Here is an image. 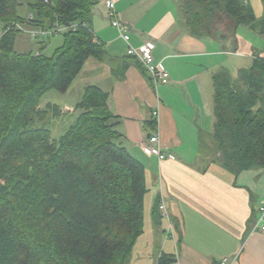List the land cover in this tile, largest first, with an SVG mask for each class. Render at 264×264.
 Here are the masks:
<instances>
[{"label": "trees", "instance_id": "1", "mask_svg": "<svg viewBox=\"0 0 264 264\" xmlns=\"http://www.w3.org/2000/svg\"><path fill=\"white\" fill-rule=\"evenodd\" d=\"M25 1L34 20L18 15L24 3L0 0V264H128L143 232L147 189L143 166L119 144V118L107 106L108 94L85 87L79 114L55 142L49 129L33 127L37 114L62 112L39 108L45 92L65 93L87 61L104 60V45L89 28L98 0ZM176 3L195 38L225 46L246 27L264 39V16L257 19L247 0ZM13 21L43 31L76 27L61 32L62 47L45 58L41 50L14 52ZM226 29L232 33L227 39ZM252 61L211 74L212 130L200 137L208 167L220 166L234 178L264 167V58L255 53Z\"/></svg>", "mask_w": 264, "mask_h": 264}, {"label": "crops", "instance_id": "2", "mask_svg": "<svg viewBox=\"0 0 264 264\" xmlns=\"http://www.w3.org/2000/svg\"><path fill=\"white\" fill-rule=\"evenodd\" d=\"M112 1L127 27L129 45L152 42L153 62L170 78L167 85L155 88L138 62L126 56L127 43L118 37L105 11L95 14L97 5L93 8L89 28L104 45L105 57L84 64L93 77L85 87L108 94L107 106L119 118V144L144 168L143 232L133 247L137 259L132 264H159L161 257V264H218L221 258H235V264H264V233L249 225L264 201V167L236 178L220 166L208 167L200 137L206 139L211 131L202 127L205 121L195 101V94L207 82L211 85L210 76L218 69L241 68L239 59H253L258 52L264 58V39L238 27L224 46L223 40L193 37L175 0ZM247 3L257 19L264 16L263 0ZM232 54L238 59L236 63L232 58L233 68L226 65ZM155 111L156 127L151 128L146 123ZM154 132L163 152L175 160L159 162L140 150ZM160 198L173 236L155 212Z\"/></svg>", "mask_w": 264, "mask_h": 264}, {"label": "rangeland", "instance_id": "3", "mask_svg": "<svg viewBox=\"0 0 264 264\" xmlns=\"http://www.w3.org/2000/svg\"><path fill=\"white\" fill-rule=\"evenodd\" d=\"M17 1L22 4L24 3L23 6L17 10L18 15L25 20H34L36 18V13L28 10V8L26 7L27 1L25 0H17ZM45 1L46 0H44V3L47 4L48 0L46 2ZM104 1L105 0H98L96 10L94 11L95 14L103 10L105 11L104 13L106 14ZM10 24H11L10 26H14L18 31L15 36L14 47H13L14 52H16L17 54L36 55L41 50V54L43 55V57L50 58L53 56L55 50L62 47L64 43V36L62 35V33L61 34L58 33L56 35L49 37H42V36L35 37L33 35V32L36 29L31 27L29 24L20 25L17 24L15 21L11 22ZM3 27H5L4 23L0 22V36L2 33L1 29ZM225 33L229 34L226 37V39L230 38L229 36H232V33L230 31H227V29L225 30ZM228 58L230 60H228L226 65L233 68L235 65V61H233L232 58L236 60V63L238 62L237 61L238 59L237 57L233 56V54L229 55ZM239 60L240 61L237 63L238 67L247 68L252 66L253 61L251 57L244 56L242 59ZM82 68L83 69H81L79 72H77V74H75L65 93H61L56 90H49L45 92V94L41 97L39 101L40 109L46 110L45 109L46 106L51 105L52 108L57 107L62 110L61 114L55 115V113L53 114V111H51L52 109L50 108L46 114L43 115L37 114V116L35 117L36 120H33V127H43L45 129L50 130L51 140H53V142H55L61 135H63L65 130L68 128V126L76 119L77 115L79 114V111L76 110V107L81 100V96L84 91L85 85L89 81L93 80V77L86 71V69L84 67ZM206 84L207 85H204L203 87L201 86V88L204 89L199 91V93L195 94L196 95L195 101L199 105L201 116L204 119L203 121H205L204 123L201 122L202 127L205 128L207 133L212 129L211 127H212L213 119H212V97L211 99L208 98V88L211 87L212 85H209L208 82ZM211 91H212V87H211ZM0 198H2L1 194H0ZM165 227H166L165 231L169 233L167 231L166 221H165ZM136 259H137V254L135 253L134 255V250H133L129 258V263L132 264L133 262L136 261ZM144 260L150 261L149 258H144Z\"/></svg>", "mask_w": 264, "mask_h": 264}, {"label": "built area", "instance_id": "4", "mask_svg": "<svg viewBox=\"0 0 264 264\" xmlns=\"http://www.w3.org/2000/svg\"><path fill=\"white\" fill-rule=\"evenodd\" d=\"M104 7L106 9V18L108 19L110 25L116 29L118 37L125 43H127V48L125 51L126 56L134 58L138 62L144 73L148 76L150 83L155 88L160 85H167L170 81L168 73L161 66L153 62V43L145 42L138 47L130 46L128 43L129 36L127 27L118 19L116 11L114 9L113 1L105 0ZM75 27V25H72L64 28H56L52 31H43L41 29H36L33 32V35L35 37H49L67 30H75ZM152 117L156 120L157 111L153 112ZM140 150L148 156L155 157L159 162L165 160H175V156L173 154L163 152L160 146L158 134L156 132L150 134L147 141L140 144ZM157 211L159 219L166 221L167 231L172 234L171 236H173V226L169 220L166 206L162 198H160V200L158 201ZM256 229L264 233V201L261 202L260 206L257 209V217L253 225V230ZM218 264H235V258H221Z\"/></svg>", "mask_w": 264, "mask_h": 264}, {"label": "water", "instance_id": "5", "mask_svg": "<svg viewBox=\"0 0 264 264\" xmlns=\"http://www.w3.org/2000/svg\"><path fill=\"white\" fill-rule=\"evenodd\" d=\"M175 1H179V0H175Z\"/></svg>", "mask_w": 264, "mask_h": 264}]
</instances>
